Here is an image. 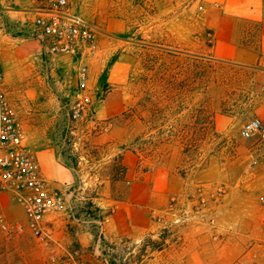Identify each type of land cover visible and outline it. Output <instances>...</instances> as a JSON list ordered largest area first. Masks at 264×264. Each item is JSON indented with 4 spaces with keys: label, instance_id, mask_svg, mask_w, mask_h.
<instances>
[{
    "label": "rangeland",
    "instance_id": "obj_1",
    "mask_svg": "<svg viewBox=\"0 0 264 264\" xmlns=\"http://www.w3.org/2000/svg\"><path fill=\"white\" fill-rule=\"evenodd\" d=\"M55 2L0 0V58L71 209L48 244L0 240V264H264V134L242 135L264 128V72L221 58L262 0H69L99 31L77 57L51 55L33 26ZM83 78L93 107L77 119Z\"/></svg>",
    "mask_w": 264,
    "mask_h": 264
},
{
    "label": "built area",
    "instance_id": "obj_2",
    "mask_svg": "<svg viewBox=\"0 0 264 264\" xmlns=\"http://www.w3.org/2000/svg\"><path fill=\"white\" fill-rule=\"evenodd\" d=\"M33 26L38 37L47 43V51L56 57H77L92 49L99 31L76 14L69 0H56L50 8L36 11ZM82 77L85 73L81 74ZM76 94L74 117L84 118L93 101L86 96V80ZM263 133L259 120L242 129L246 138ZM18 207L22 220L9 218L6 205ZM71 209L68 195L46 178L28 144L27 134L17 108L6 89L5 69L0 58V240L17 242L30 234L41 244L53 241L50 225ZM54 256L41 264H53ZM12 264H26L17 260Z\"/></svg>",
    "mask_w": 264,
    "mask_h": 264
},
{
    "label": "crops",
    "instance_id": "obj_3",
    "mask_svg": "<svg viewBox=\"0 0 264 264\" xmlns=\"http://www.w3.org/2000/svg\"><path fill=\"white\" fill-rule=\"evenodd\" d=\"M256 17L255 26L247 23L243 27L238 24L239 26L236 25L232 29L228 38H226L230 42L226 44L228 46L223 50L224 55L221 58L233 60L264 72V0L261 2V10ZM54 184L59 188L56 183Z\"/></svg>",
    "mask_w": 264,
    "mask_h": 264
}]
</instances>
